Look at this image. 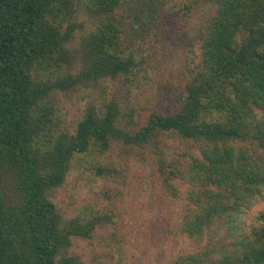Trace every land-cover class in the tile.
<instances>
[{
	"label": "trees",
	"instance_id": "trees-1",
	"mask_svg": "<svg viewBox=\"0 0 264 264\" xmlns=\"http://www.w3.org/2000/svg\"><path fill=\"white\" fill-rule=\"evenodd\" d=\"M200 4L197 37L169 44L193 54L185 84L158 51L147 68L126 53L128 21ZM119 85L136 105L167 91L179 111L136 112ZM79 90L96 99L82 115ZM152 167L173 215L158 244L133 243L143 191L125 190ZM67 188L77 201L61 204ZM154 246L161 264H264V0H0V264H147Z\"/></svg>",
	"mask_w": 264,
	"mask_h": 264
},
{
	"label": "rangeland",
	"instance_id": "rangeland-1",
	"mask_svg": "<svg viewBox=\"0 0 264 264\" xmlns=\"http://www.w3.org/2000/svg\"><path fill=\"white\" fill-rule=\"evenodd\" d=\"M185 7L186 6L184 5L177 6L176 9L177 12L179 11V15L175 13L176 9L174 10L175 12H167V16H165L163 20L148 29H143L140 26L135 27L131 21H128L124 26L127 37H129L125 42L126 53L133 55L136 62L141 63V65L144 64V68H147L148 64L151 62V59H148V57H150L149 55L152 53V50L158 51L156 59H152L155 60L154 63L158 67V71L160 69L164 71L165 74L171 72L176 74L177 76L174 77L172 81L178 86L185 84L187 79L191 76L190 71L184 65L179 70L177 67L179 66L178 62L183 57H187V60L191 62L193 54L188 51V49H190L189 45H183L180 47L169 45L171 44V36L181 32V34L183 33L187 36V41L195 39L201 27L205 24L206 17L209 13V7L205 4L194 5L190 11H187ZM160 28H162V31L158 32ZM185 54L187 55L185 56ZM143 58L146 59V61H143ZM141 65L139 66L141 67ZM156 79L159 80L160 77ZM113 91L119 99L123 101L126 100L129 107L135 106L136 112L143 111L145 115L150 112H146L149 106L151 107V111L156 108V110L163 114L174 113L179 111L180 108L179 102L173 100L171 95L166 93L167 91L162 94L160 103H152L149 106L146 104L148 107L144 106L145 102L142 101H140L139 105H136L135 102L139 101V99L132 98L129 95V89L122 85L114 86ZM87 94L86 91L82 92V90H79L76 91V94L73 93L70 95L72 103H78L79 107L76 110L79 111L81 115L84 112H87V109L92 108L93 102L96 100L89 97ZM117 153H112L110 159L114 166L116 165V167H120L121 162ZM154 171H156L154 167H152L151 170L147 169L146 171L135 170L138 178L135 179L133 184L129 185L125 190L126 194L133 195L134 197L139 195L140 191H143L142 196L127 208L129 216H134L135 218L132 219L130 223V225L134 226L136 230V234L131 237L133 243L136 242L135 236L137 235V232H141V237L145 235V238L147 236L152 239L154 245L158 244L160 240L158 239L159 236L157 235V232L162 228L168 227L171 223V215L173 214L171 211H168L170 209L164 203L167 200V196L161 187L158 177L155 176ZM142 175H146V182L142 180ZM103 186L104 189L108 190L115 187V184H113V182H104ZM73 190L74 189L67 188L60 194L59 201L61 204H68L71 203V201H77V199L72 196L74 194ZM76 193L78 194V191ZM149 197L157 200L158 204L150 206V209L145 211L143 206L148 203L147 200ZM125 199L126 198H124V200ZM163 206L165 207V210L163 209ZM137 208H141V212L138 211L139 213H136ZM142 242H144V240H142ZM150 251L151 253H154L152 258L156 259V261L149 262L148 259H145L147 264H161L159 261H163L167 254L165 252V255L163 254L160 256L156 246L151 247ZM93 252L94 251H92L90 247H86L83 252H81V250L78 251V253H83V256L87 258H89Z\"/></svg>",
	"mask_w": 264,
	"mask_h": 264
}]
</instances>
